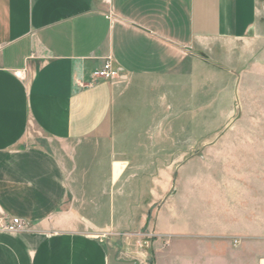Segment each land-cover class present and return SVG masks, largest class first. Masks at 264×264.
<instances>
[{
    "label": "crops",
    "instance_id": "0c3cea01",
    "mask_svg": "<svg viewBox=\"0 0 264 264\" xmlns=\"http://www.w3.org/2000/svg\"><path fill=\"white\" fill-rule=\"evenodd\" d=\"M258 21V0H0V223H28L0 264H125L110 233L144 229L150 264H264L245 206L157 171L199 108L204 133L189 87L220 92L221 47ZM107 58L119 76L94 77Z\"/></svg>",
    "mask_w": 264,
    "mask_h": 264
},
{
    "label": "rangeland",
    "instance_id": "374dc122",
    "mask_svg": "<svg viewBox=\"0 0 264 264\" xmlns=\"http://www.w3.org/2000/svg\"><path fill=\"white\" fill-rule=\"evenodd\" d=\"M258 8L257 34L221 47L225 58L220 92H213L217 85L206 86L205 93L195 97L189 87L184 98L189 108L204 102V133L199 108L198 130L193 133L190 126L189 148L183 149L187 155L177 164L157 165V171L158 176H200L195 183L205 196L227 201L232 210L245 206L253 223L264 226V0H258ZM188 115L183 122L193 124L191 111ZM179 121L174 118V125ZM147 234L150 230L110 233L109 239L125 264H141L137 255L143 264H150L148 250L155 236ZM231 239L234 245L241 240Z\"/></svg>",
    "mask_w": 264,
    "mask_h": 264
},
{
    "label": "built area",
    "instance_id": "2783aa9c",
    "mask_svg": "<svg viewBox=\"0 0 264 264\" xmlns=\"http://www.w3.org/2000/svg\"><path fill=\"white\" fill-rule=\"evenodd\" d=\"M119 76V72L112 66L111 58H107L104 62L102 68L94 73V77L98 79H114ZM0 231L7 232V233H23L28 231V223H26L21 218H11V220L7 223L1 224L0 223ZM152 235V234H147ZM150 238V237H148ZM144 246L149 248V242H144Z\"/></svg>",
    "mask_w": 264,
    "mask_h": 264
}]
</instances>
